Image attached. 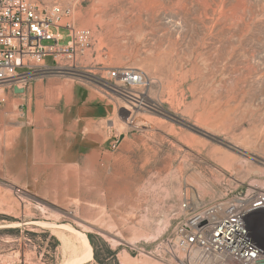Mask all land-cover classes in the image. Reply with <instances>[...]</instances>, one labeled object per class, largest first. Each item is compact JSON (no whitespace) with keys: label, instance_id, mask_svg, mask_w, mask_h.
<instances>
[{"label":"rangeland","instance_id":"1","mask_svg":"<svg viewBox=\"0 0 264 264\" xmlns=\"http://www.w3.org/2000/svg\"><path fill=\"white\" fill-rule=\"evenodd\" d=\"M47 1L91 39L3 97L0 264H180L185 200L264 190V0ZM127 66L149 110L92 82ZM248 226L264 245V211Z\"/></svg>","mask_w":264,"mask_h":264},{"label":"built area","instance_id":"2","mask_svg":"<svg viewBox=\"0 0 264 264\" xmlns=\"http://www.w3.org/2000/svg\"><path fill=\"white\" fill-rule=\"evenodd\" d=\"M70 9L47 0H0V106L14 88L24 90L29 79L50 64L66 71L83 67L77 54L89 46L88 30L60 24ZM59 28L68 30V42L61 46ZM81 78V77H79ZM83 79V78H82ZM85 79V78H84ZM107 95L123 100L131 109L149 110L142 91L147 76L132 67L106 69V79L93 77ZM108 81V82H107ZM183 217L174 227L169 256L180 264H255L264 261V245L254 241L248 219L264 211V190L236 188L219 199L194 207L181 205Z\"/></svg>","mask_w":264,"mask_h":264},{"label":"water","instance_id":"3","mask_svg":"<svg viewBox=\"0 0 264 264\" xmlns=\"http://www.w3.org/2000/svg\"><path fill=\"white\" fill-rule=\"evenodd\" d=\"M14 94H23L24 93V90L22 89H17L16 87L14 88ZM255 264H264V261H260V262H257Z\"/></svg>","mask_w":264,"mask_h":264},{"label":"bare ground","instance_id":"4","mask_svg":"<svg viewBox=\"0 0 264 264\" xmlns=\"http://www.w3.org/2000/svg\"><path fill=\"white\" fill-rule=\"evenodd\" d=\"M140 4H142V3H140ZM114 11H115V10H114ZM117 12H118V11H117ZM113 14H114V13H113ZM110 16H111V14H108V15H107V17H110ZM135 18H136V17H135ZM135 18H134V19H135ZM136 19H137V18H136ZM190 259H191V262H190V263L193 264V261H192V258H191V257H190Z\"/></svg>","mask_w":264,"mask_h":264},{"label":"crops","instance_id":"5","mask_svg":"<svg viewBox=\"0 0 264 264\" xmlns=\"http://www.w3.org/2000/svg\"><path fill=\"white\" fill-rule=\"evenodd\" d=\"M87 112H88V111H87ZM85 120H86V119H85ZM90 120H91V118H88V119H87V121H90Z\"/></svg>","mask_w":264,"mask_h":264}]
</instances>
